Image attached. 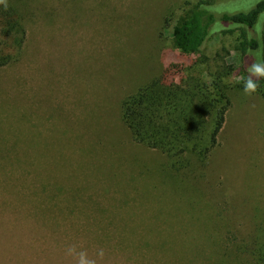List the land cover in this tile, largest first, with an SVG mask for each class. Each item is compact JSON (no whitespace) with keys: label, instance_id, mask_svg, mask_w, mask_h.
<instances>
[{"label":"rangeland","instance_id":"1","mask_svg":"<svg viewBox=\"0 0 264 264\" xmlns=\"http://www.w3.org/2000/svg\"><path fill=\"white\" fill-rule=\"evenodd\" d=\"M1 1L24 35L0 67V264H74L73 244L97 264H264V97L244 93L238 32L215 23L185 72L215 93L234 66L217 146L176 161L132 140L121 104L177 54L166 17L198 0Z\"/></svg>","mask_w":264,"mask_h":264},{"label":"trees","instance_id":"2","mask_svg":"<svg viewBox=\"0 0 264 264\" xmlns=\"http://www.w3.org/2000/svg\"><path fill=\"white\" fill-rule=\"evenodd\" d=\"M211 3L198 0L183 2L164 23L171 24V42L177 54L165 64L154 80L128 96L121 104V119L132 140L157 150L170 159L180 161L186 152L206 157L217 146V136L223 126L229 100L220 86L229 75L232 63L219 65L212 87L215 93L185 74L197 61L193 59L207 40L215 23L226 28L220 34L238 32L236 52L238 72L247 78V68L258 60L264 63V23L258 32L256 25L264 13V0L245 12L215 14ZM248 31L255 36H248ZM24 31L13 10L0 0V67L8 64L19 52ZM11 49V50H10ZM228 56V53L225 52ZM244 88V80L241 79ZM255 93L264 97V78L258 80ZM178 169L182 168L178 163Z\"/></svg>","mask_w":264,"mask_h":264},{"label":"clouds","instance_id":"3","mask_svg":"<svg viewBox=\"0 0 264 264\" xmlns=\"http://www.w3.org/2000/svg\"><path fill=\"white\" fill-rule=\"evenodd\" d=\"M249 73L247 78L241 77L244 80V93L251 95L258 89V80L264 78V63H252L248 68ZM65 256L71 258L74 264H97L98 260L102 261L105 252L103 249H99L95 253V258L89 256L83 245H69L65 248Z\"/></svg>","mask_w":264,"mask_h":264}]
</instances>
